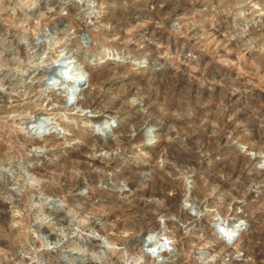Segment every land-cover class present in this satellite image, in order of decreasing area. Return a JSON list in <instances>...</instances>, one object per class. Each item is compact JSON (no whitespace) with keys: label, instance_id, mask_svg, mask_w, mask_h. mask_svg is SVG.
<instances>
[{"label":"rangeland","instance_id":"1","mask_svg":"<svg viewBox=\"0 0 264 264\" xmlns=\"http://www.w3.org/2000/svg\"><path fill=\"white\" fill-rule=\"evenodd\" d=\"M77 1L59 0L66 3L67 9L63 11L54 7L56 2L47 9L37 11L38 0H0V50L3 49L0 55L10 49L13 41L26 44L28 39L24 37L34 39L36 44H41L38 48L45 50L41 35L45 29L54 37H63L62 42L65 43L68 41L65 27L69 26L73 31L81 32L82 37L97 41L100 46L99 50L90 52L87 60L94 69L93 72L87 71L83 78L86 83L84 91H99L96 102L103 101V106L99 108L108 111L111 118H117L119 114L116 111H122L123 125H133L134 129L144 123L140 114H146L149 108L151 119L160 125L157 129L171 127L173 135L169 138L163 135L166 133H144L151 138L158 134L157 139L164 138L169 142L166 145L168 148L147 152L150 157L145 152L131 153V150H137L131 143L141 137L140 132L145 126L138 133L128 134L134 135L128 151L124 150L118 156L106 150L97 153L114 156L112 162L115 170L121 176L125 173L117 182L136 181L133 189L126 184L125 190L128 192L125 199H131L128 204L137 200L147 203L130 211L118 203L123 201L121 198L115 202V199L105 195L108 208L119 216L108 221L106 229L93 230L95 236L102 238L104 233L110 234V237L112 235L108 240L109 246L102 244L100 247L99 242L86 238L94 236L89 233L92 229L81 231L77 226L84 219L83 215L94 216L91 225L99 224L97 219L106 206L90 211L89 202L98 204L99 198L91 201L83 198L80 201L69 197H88L87 185L110 190L113 185L108 177L113 175L112 172L108 170L104 177L98 172L83 171L79 164L73 163L75 155L67 158L68 154H59L58 158H53L50 169L55 170L54 180L73 185L70 186L71 192L65 195L67 201L61 202L63 196L24 193L26 181L19 176L26 174L23 168L27 165V155L42 151L24 142L19 131L22 127L15 125L12 117L25 121L27 114H38L40 111L32 105H24L25 116L23 113L20 116L25 108L15 112L14 99L9 100L8 96L36 93L31 87V90H27V82H31L29 78L34 74L9 70L8 67L12 65L2 60L0 264H233L228 263L232 256H236V264H264V162H261L264 161V0H99L98 4H92L90 10L94 13L87 23L92 26L94 15H99L101 18L98 21H103L100 30H106L108 26L113 29L101 33L99 28L93 29L82 20L75 7L74 2ZM99 4L102 5L100 14ZM60 34H63L62 37H59ZM146 46L151 51L144 54L142 49ZM59 50L57 48L56 51ZM92 73L99 76V83L89 86L87 82L92 79ZM127 93L130 97L120 105V98ZM26 97L19 99L22 100L21 104L23 100L28 101ZM142 101H148L149 105L143 102L138 111L126 109ZM71 103L67 99V106ZM109 103L116 109H104V105ZM43 109L47 115L74 116L76 112H66V107L45 106ZM153 131H156V127ZM64 134L72 137L78 135L69 131ZM112 134V138L121 136V133H114L115 137ZM77 143L83 147L88 145L84 138L77 137L72 142L73 145ZM155 143L156 140H150L147 145L154 146ZM252 145L253 150L248 154L256 163L254 167L244 170L246 164H230L231 158L244 154ZM54 150L62 152L65 146ZM159 152L166 153L165 156L175 168L185 173L170 176L171 182L177 180L178 185L174 187L181 196L171 203L162 198L165 190L163 176L152 170V159ZM33 157L30 159L40 166V157ZM41 169L44 167L41 166ZM186 175L189 183H186ZM144 181L148 183L145 185ZM56 185L50 187L56 188ZM137 191L138 195L130 198ZM166 193L174 198L172 191ZM185 193H189L190 198L186 199ZM100 196L97 193L95 197ZM39 199L47 203L48 210L35 208L36 203H41ZM117 209L124 210L120 212ZM215 213L234 223H246L247 226H242L240 232L244 233L243 236H250V239L242 245L238 254L211 250L210 234L219 236L223 243L234 238L237 229V226H233L226 234L221 233L219 226L213 225L217 222ZM117 220L122 229L115 230ZM145 231H152V234L144 237ZM156 233L157 236L161 235L163 241L159 245L161 257L158 256L159 261L153 259L152 263H145L134 249L136 239L140 236L145 248L148 237ZM94 257L95 260H92ZM87 258L90 262L86 261Z\"/></svg>","mask_w":264,"mask_h":264},{"label":"bare ground","instance_id":"2","mask_svg":"<svg viewBox=\"0 0 264 264\" xmlns=\"http://www.w3.org/2000/svg\"><path fill=\"white\" fill-rule=\"evenodd\" d=\"M97 2H99V0H78L77 2H74V3L76 5L75 6L76 10L80 14L82 20H84V22L89 27L96 29V30L99 28V30H100V28H101L100 23H102L103 21H98L101 18L99 15H97V14L94 15V18L92 20H95V21H94L92 26L87 23L89 16L94 13V12H91L90 8H91L92 4L97 3ZM53 3L57 4V5H54L55 8L58 7V9H62V11H63V9L64 10L67 9L66 3H60L59 0H38L37 11H39V9H42V8L47 9L50 7L49 5L53 4ZM246 3H249V2H246ZM99 5H100V7H98V10H99L98 13L100 14L101 9H102V5L101 4H99ZM71 8H72V6H71ZM69 9H70V7H69ZM20 15H22V14H20ZM43 17H45L44 14H43ZM43 17H42L41 21H43V19H44ZM19 19H21V18H19ZM111 30H113V29L108 26V27H106V30H100L99 32L101 33V32H107V31H111ZM47 31L48 30L45 29L43 32H41V35L44 39V40H42V42H43V46H44L45 50H40L38 47L41 44L40 45L36 44L37 42H35L34 39L32 40L29 38H25L23 36L24 37V38L22 37L23 39H26V40L28 39V42H26V44H24V43L22 44V42H20L19 40L17 42L12 40L13 42H12L11 46L9 44L10 49L5 51V49H6L5 48L4 54L0 55V57H1L0 63H2V60H3V61H6L8 64L12 65V67H8V69L10 68L13 71L19 70L20 72H24V73H27L30 71L34 74L33 77L29 78L31 80V82H27L28 84L26 83L29 86V88L27 86L26 87H27L28 91H29V89L31 90V88H34L36 90V93L32 92V94H31L30 92H24L21 96L19 95L18 97H15V96H12L11 94H9V96H8L9 100L10 99L12 100V98L14 99L13 103H15V106H16L15 112H18L19 110H21V108H25L27 105H32L40 111L38 114H33V115H32V113L27 114L25 121L20 120L21 118L19 120H17L16 117H12L13 123L15 125L22 127V128L24 126H26V128H23V129L21 128L19 130L22 134L24 142H26L27 144L36 146L35 148L38 150H41L44 154L43 156H41L42 152L34 151L33 154L30 152V154L32 156L27 155L28 160H26L27 158L25 159L27 165L24 166V168H23L25 170L23 173L26 172V174L21 173V175L19 177L22 179V181H24V182L26 181L25 184L23 185L24 193H26V194H33L34 193L36 195L46 194L48 196H54V197L59 196L60 198L63 196L62 197L63 199H61V202H64V201H67V199L65 198V195L67 193L71 192V187L73 185L71 186V185L67 184V181H65L64 183L63 182L60 183V181L54 180L53 173L55 170L52 171L50 169V164H51L53 158H58L59 154H68L69 156L67 155V158H70L71 154L75 155V160H73L74 161L73 163L79 164V167L81 166V170H83V171L98 172L100 175H102L104 177H106L105 173L108 170H109V172H112L113 175L108 177V180L112 181V185H113L110 190L107 191V190L103 189L102 187H101L102 189H99L97 186H91V185L88 186L87 185L86 190L88 192V197H82V196H76L75 198L69 197L73 200L77 198L80 201H83L82 200L83 198L88 199V201L94 200L95 198L96 199L99 198L98 204H92L91 202H89L90 203V211H94V210L96 211L98 208H103L104 206H106V208L105 209L103 208L104 210L102 211L103 212L102 215L103 214L104 215L103 216L101 215V217L99 216L100 217L99 219H97L95 217V220L97 219L100 221L99 224L98 223L96 225L90 224L93 221L94 216H92V217L86 216L85 217L83 215L82 217L84 219L79 221V224L77 226L78 229H80L81 231H83L84 229H88V230L92 229L91 232L89 231V233L94 234L93 230L96 229L97 231L98 230L102 231L101 229L105 228L108 221L119 216L118 213L116 211H114L112 208H108L107 204H109V203L108 202L106 203V201L108 199H104L105 195L110 197V199L111 198L115 199V202L121 198L123 201H120L118 203L123 208H126L127 210H130V211L135 210L136 207L139 208L143 204H147V203L138 202V200H137V202H134L133 204L132 203L130 204V202L128 204V201H131V199L130 200L125 199L127 197L126 193L128 192L127 190H125L126 184H128L127 186H129L131 189H133V187H135L137 185L136 181H131V179H130V180L122 181V183L117 182L118 179H120V178L122 179V176H124L125 173H122L123 175L121 176L120 173L115 170L116 166H114L113 162H112V161H114V156L112 155L111 157H107L105 155H97V153L100 151L106 150L107 153L108 152L116 153L117 154L116 156H118L119 153H122L124 150H127L128 148H130L132 146L131 144H133V147L136 146V148H137V150H131V153H136V152L137 153H143V152L150 153L151 150H153V149L166 147V145L169 142H166V140L162 137V135H161V137L163 139L159 140V139H157L160 136L158 134H155L154 137L151 138L150 136L145 135L144 133H147V134L148 133H166L163 135H166L167 137L171 138L173 135L172 134L173 131H172L171 127H167L166 130L157 129V127L159 128L160 125L158 123H156L153 119H151L152 115H151V113H149L150 112L149 108L146 109L147 110L146 114H140V116H142L144 123L142 125H139V126L137 125L138 127H136L135 129H134L133 125H130V126L123 125V123L125 121L123 122V120H122L124 118V113L122 111H116V113L119 114V116L117 118L116 117L111 118L112 116H111V114L108 113V111L106 112V111L102 110L103 108L102 109L99 108L100 106H103L102 105L103 101L96 102V101H98V97L100 95L99 91L98 92L95 91L94 93H89V90H87V91L83 90L84 89L83 86H85V84H86L85 81L83 80V78H85V73L87 71L93 72V69H94V66L88 62L87 58L90 57V52L92 50L97 51L100 49V46H98L97 41H94L93 39L88 38V37H82L81 32H79V31L75 32L69 26L65 27V32L68 35V37L66 38L68 41H66L65 43L62 42L64 40V38L62 37L63 34L59 35V37H62V38H57V37H54L53 34L48 33ZM19 36H20V34H19ZM55 36H56V34H55ZM94 42H96V43H94ZM57 48L60 50L56 51ZM142 50H143L144 54H147L148 52L151 51V48L146 46ZM0 51H3V49ZM120 58L124 59V57H120ZM74 60L76 61V63L74 62ZM8 64H7V66H8ZM0 67H2V66H0ZM44 78H46V80H44ZM98 78H99L98 75H94L92 73V79H90L87 82V84L89 86L96 85L97 83H99ZM20 81H21V79H20ZM22 96L23 97L27 96L26 98L28 99V101L26 102L25 100H23V103L21 104L22 100L20 101L19 99ZM129 97H130L129 93H127L123 97H121L120 101H119L120 105H123L124 102ZM67 99L72 101V103L69 106H67ZM143 102L144 101L139 102V103H137V105L135 103H133L129 107H126V109L134 108L138 111L139 107L143 105ZM145 104L149 105V102L146 101ZM24 105H26V106H24ZM45 106L46 107L55 106V108L66 107L67 108L66 112H71L73 110H75L76 112H75L74 116L62 115V114L47 115V114L43 113L45 110L43 108ZM108 107H110V110L116 109L115 106L114 107L110 106V103L104 105V109H106ZM25 110H26V108L22 112H20L21 113L20 116L22 115V113L25 116V112H26ZM88 113H90L91 115L89 116ZM106 113H108L109 115H107ZM100 115H102V117H100ZM120 118H121V120H120ZM150 123H151V125H150ZM144 126H145V128L140 132V129L143 128ZM154 127H156L155 132L153 131ZM66 131H69L71 133H78V135L76 137L75 136L74 137L68 136V135L64 134ZM138 132L142 133L141 137L135 138V140H133L134 142L131 143V140L133 139L134 135L131 134L128 136V134L129 133H138ZM110 133H113L112 136L114 135V133H117V134L121 133V136H119V138H112L110 136ZM77 137H78V139L84 138V141H86V143L88 144V145H86L87 147H83L82 144H78V143L73 145L72 142L74 140H76ZM114 137H115V135H114ZM150 140H156V143L154 144V146H148L147 145V142ZM259 145H262V144L260 143ZM59 146H63V147L65 146V150L62 152L61 151L60 152L55 151L54 149L56 147H59ZM166 148H168V147H166ZM252 150H253V145L250 146L249 149L244 154L240 155V153H239L240 156L237 155V156L231 158L230 164H236V165L239 163L246 164L244 166V170L250 166L254 167V165L256 163L254 164V159L252 158V156H250L248 154ZM165 155H166V153L162 154L161 152H159L155 159L149 158L150 157L149 154H148V156H149L148 158L152 159V161H153L154 166H153L152 170H154V171L156 170L155 173H157L158 175H162L163 176L162 180L165 181V184L162 183V185L165 189L162 192V198L165 201L171 203L173 201H176L181 196L178 194V191L174 187L175 185H178V183L176 182L177 180H173L175 182H171L170 176L172 174L182 176L185 173L179 172L177 170V168H175L173 162L171 163ZM33 156L40 157V158H38L39 161L42 160L40 166H38L36 162H33V160L30 159ZM157 160H162V161L159 162ZM261 162H264V161H261ZM70 163H72V160H70ZM41 166L44 167V169H41ZM51 168H52V165H51ZM194 172L195 171H192V173H194ZM144 182H145V185H146V183H148V181H144ZM179 182H181V180ZM189 182H190V180H189V177L187 176L186 177V183H189ZM171 183H173V184H171ZM53 184H57L56 185L57 187L51 188L50 186ZM141 185H143V184H141ZM106 186H108V184ZM141 190H143V189H141ZM141 190H139V191H141ZM139 191L133 193L130 198L135 197V195ZM166 191H172L174 193V198L172 199L171 197H169V195L166 193ZM248 192H250V191H248ZM97 193H100L101 196L95 197ZM184 195H185L186 199L190 198L189 193H185ZM42 197H44V196H42ZM42 200L43 199H39V201L41 203H39L38 205L36 203L35 208H37L40 211L48 210L47 209L48 206H46L47 203L46 204L42 203ZM103 200H105V201H103ZM135 200L136 199H134V201ZM125 203H127V204H125ZM69 206H71V204ZM79 210H82V209H79ZM117 210H119L120 212H123L124 209H117ZM54 211L57 212V210H54ZM90 213H88V214H90ZM180 214H181V211H180ZM214 216L216 218L215 221H217V222L213 223V225L216 224L217 226H219V230L221 233L226 234V232L231 230V228L233 226H237V229L235 231L233 230L235 232L234 238H231L230 240H226L223 243H221V239L219 238V236L213 237V235L210 234L208 236V239L213 244V245H211V247H212L211 250L214 252L218 251V253L219 252H229L230 255H232L234 253L238 254L237 252L241 249L242 245L244 243L248 242L250 239V236H248V235L243 236L244 233L240 232V230L242 229V226H247L246 223L244 221H238L237 223L236 222L234 223V222H232V220H229L227 218H222L221 216H219L218 213H215ZM118 220H117V222H115V230H116V228L118 230L123 228L121 226V223L118 222ZM173 225H174V223H173ZM111 230L115 232L114 229H111ZM211 232H213V231H211ZM213 233L216 234V232H213ZM148 234H152V231H149V232L145 231L143 233L144 237ZM98 236H99V238H97ZM98 236H95V234H94L93 237L88 236L86 238L88 240H91L92 242H99L100 247L102 246V244L109 246L110 242L108 240L112 237V235L110 237V234L104 233L103 238L100 235H98ZM160 236H157V233L154 236L153 235L149 236L148 237L149 238L148 244L145 248L143 247V243L139 239L140 236L136 239L137 244L134 246V249L137 250L138 254H140V258H141V260L143 259V262L152 263L151 261H153V259L158 260V256H160L159 255V245L163 243ZM155 237L158 239H156ZM226 238H228L227 235H226ZM215 242H218L217 245H214ZM60 243H62V241H60ZM140 244H142V245H140ZM92 246L94 248L93 244H92ZM110 249H111V247H110ZM115 251L116 250L114 249L113 252H115ZM111 253H112V251H111ZM111 256H113V255L111 254ZM106 257L108 259V256H106ZM218 257H220V256H218ZM235 257L236 256H232V258L230 260H228V263L236 264ZM89 258H87L86 261L90 262ZM214 258H217V257H214ZM91 259L95 260V257H94V259L93 258H91ZM104 259H105V257H104ZM140 262H142V261H140ZM103 264H104V262H103Z\"/></svg>","mask_w":264,"mask_h":264}]
</instances>
